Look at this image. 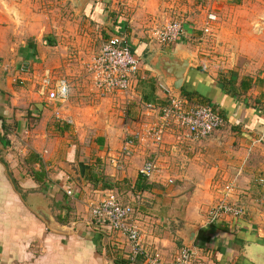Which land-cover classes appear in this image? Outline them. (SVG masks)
<instances>
[{"label": "crops", "instance_id": "0c3cea01", "mask_svg": "<svg viewBox=\"0 0 264 264\" xmlns=\"http://www.w3.org/2000/svg\"><path fill=\"white\" fill-rule=\"evenodd\" d=\"M173 21L183 28L175 44L147 37V27ZM116 37L135 50L139 71L126 95H101L87 65ZM161 51L196 59L179 96L224 119L207 139L172 126L152 142L155 109L170 96L146 61ZM50 73L70 84L64 104L41 93ZM147 162L150 178L139 173ZM108 195L136 208L135 264L170 263L189 243L198 264H255L247 249L264 247V0H0V264H131L127 240L91 218ZM223 202L241 216L210 224Z\"/></svg>", "mask_w": 264, "mask_h": 264}, {"label": "built area", "instance_id": "2783aa9c", "mask_svg": "<svg viewBox=\"0 0 264 264\" xmlns=\"http://www.w3.org/2000/svg\"><path fill=\"white\" fill-rule=\"evenodd\" d=\"M214 21V16L209 17ZM205 33L209 30L205 29ZM152 39L162 46L175 44L183 36L182 24L178 21L165 24H154L151 30ZM140 60L132 55L129 44L123 38H111L101 47L99 52L91 58L87 65L91 82L101 95H126L131 90L132 79L139 71ZM41 93L48 101L63 104L69 98L70 84L65 78L44 79ZM163 88V87H162ZM167 105L155 109L158 111L160 124L150 131V138L156 145L162 142L164 132L175 126L187 132L189 141L199 142L207 139L224 126V119L211 106L191 104L182 96H173L170 91ZM148 108H150L148 106ZM150 111H154L150 108ZM136 138L125 141L122 151L124 157L130 155L129 147L133 146ZM156 171L155 163L147 162L140 170V175L150 178ZM68 194H71L68 192ZM91 218L98 228L121 234L132 248L129 259L131 264L137 256L143 255L141 233L136 220V208L130 204H122L114 195H108L90 210ZM241 209L235 204L226 202L218 204L210 210L209 223L224 217L239 219ZM148 264H198L194 252L188 248L181 249L178 256L170 263H163L156 259H148Z\"/></svg>", "mask_w": 264, "mask_h": 264}, {"label": "water", "instance_id": "95a60500", "mask_svg": "<svg viewBox=\"0 0 264 264\" xmlns=\"http://www.w3.org/2000/svg\"><path fill=\"white\" fill-rule=\"evenodd\" d=\"M146 62L156 72V75L163 80L166 88L175 97L179 96L181 93L182 85L188 74L189 68L197 67L196 59L190 57L184 52L168 53L161 51L148 58ZM37 214L42 218L50 230H60L55 226L56 224H54L53 219L48 214L44 212H39ZM185 246L186 248L193 250L191 243L186 244ZM263 248L264 247L259 248V250L253 255L255 264H264Z\"/></svg>", "mask_w": 264, "mask_h": 264}, {"label": "rangeland", "instance_id": "374dc122", "mask_svg": "<svg viewBox=\"0 0 264 264\" xmlns=\"http://www.w3.org/2000/svg\"><path fill=\"white\" fill-rule=\"evenodd\" d=\"M150 27H147V33H148V36L147 37H150L151 38V40L153 41V42H155L153 39H152V36H151V30H152V28H150ZM205 29H208V28H205ZM204 29V30H205ZM204 30H203V32H204ZM203 34V36H205L204 35V33H202ZM202 36V37H203ZM199 38V40H198V42L199 43H211L210 42V37L209 38ZM156 43V42H155ZM86 74H87V76L89 75V72L88 71H86ZM57 75V74H56ZM41 78L39 79V81H38V84L40 83V84H42V81L44 80V79H47V78H52V79H58V78H62V77H58V76H55L54 74H42L41 76H40ZM65 78V77H64ZM66 80H67V78H65ZM68 81V80H67ZM166 87V86H165ZM67 102V101H66ZM65 102V103H66ZM64 104V103H63ZM254 204H255V206H256V204H258V203H256V201L254 202ZM262 207L264 208V205H262L260 208L262 209ZM262 234L264 235V225H262ZM259 228H261V227H257L256 228V230H258ZM264 240V239H263ZM259 248H261L260 246H256V245H251L248 249H247V257L249 258V259H251L252 260V258L251 257H254L253 255L259 250ZM264 249V248H263ZM251 256V257H250Z\"/></svg>", "mask_w": 264, "mask_h": 264}, {"label": "trees", "instance_id": "16d2710c", "mask_svg": "<svg viewBox=\"0 0 264 264\" xmlns=\"http://www.w3.org/2000/svg\"><path fill=\"white\" fill-rule=\"evenodd\" d=\"M131 52H132V55H133L135 58H138V55H137V53L135 52L134 49L131 48Z\"/></svg>", "mask_w": 264, "mask_h": 264}]
</instances>
